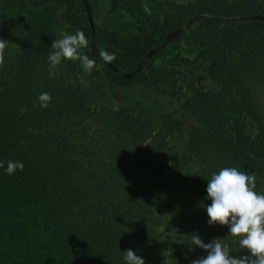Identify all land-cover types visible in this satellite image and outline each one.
<instances>
[{
  "label": "trees",
  "instance_id": "obj_1",
  "mask_svg": "<svg viewBox=\"0 0 264 264\" xmlns=\"http://www.w3.org/2000/svg\"><path fill=\"white\" fill-rule=\"evenodd\" d=\"M30 1L34 11L5 0L0 15V23H22L15 42L0 48V161L25 165L14 175L0 169V264H124L128 249L146 264H190L207 255L190 250L194 233L238 250L227 226L207 224L206 187L220 168L236 167L254 173L255 190L264 192V19L223 16L264 15V0L171 2L152 14L143 0H112L113 11L121 9L139 28L126 40L97 27L93 35L83 0ZM89 2L94 8L97 0ZM50 5L59 22L84 32L89 47L82 52L98 70L86 73L68 60L49 76L47 58L59 37L42 10ZM182 41L208 63L216 87H194L185 99L183 108L199 124L182 159L187 174L166 186L175 135L149 113L109 102L106 72L115 83L143 80L168 94L174 73L155 61ZM91 43L114 54L117 71ZM132 71L130 79L120 75ZM42 92L52 97L49 106L33 107Z\"/></svg>",
  "mask_w": 264,
  "mask_h": 264
},
{
  "label": "rangeland",
  "instance_id": "obj_2",
  "mask_svg": "<svg viewBox=\"0 0 264 264\" xmlns=\"http://www.w3.org/2000/svg\"><path fill=\"white\" fill-rule=\"evenodd\" d=\"M28 5L31 11L30 0H16ZM193 0H143L145 10L152 14L161 5L165 8L171 2L185 4ZM5 0H0V15L4 11ZM52 19L56 34L61 32L75 33V25L64 24L58 21V14L54 13L53 5L43 8ZM93 10L95 25L98 29L116 34L122 39H134L139 28L132 19L123 14L121 9L113 11L112 0H97ZM22 29L18 18L6 23H0V40L5 45L15 42ZM83 51V49H82ZM161 71L174 73L173 85L169 93L163 94L154 86L143 80H131L129 83H115L110 71L106 72L108 84V101L117 108H125L134 113H149L159 126H164L175 136L170 143L168 153V175L166 186H178L179 181L187 174V167L183 164V155L193 129L199 122L195 116L183 108L185 99L193 94V88L211 90L216 84L207 74L208 63L198 60L190 47L184 41L175 42L165 47L164 53L155 61Z\"/></svg>",
  "mask_w": 264,
  "mask_h": 264
},
{
  "label": "clouds",
  "instance_id": "obj_3",
  "mask_svg": "<svg viewBox=\"0 0 264 264\" xmlns=\"http://www.w3.org/2000/svg\"><path fill=\"white\" fill-rule=\"evenodd\" d=\"M5 41L0 40V48ZM89 47V41L83 31L77 29L75 33L61 32L55 38L52 51L47 60L49 76L57 74V68L62 61H79L84 72L98 70L96 61L89 58L82 49ZM107 62L114 58V54L106 51L99 53ZM52 97L42 92L37 97L33 107L47 108ZM24 163L19 160L0 161V169L7 175H14L17 170H23ZM256 176L254 173L240 171L236 167H223L207 179L206 199L211 203L205 206L208 216L207 224L227 226L229 234L236 239L235 246L222 242L221 238L205 243L198 234L191 235V248L203 249L207 255L193 259L190 264H264V192L256 190ZM246 251V254L234 256V251ZM124 264H146L145 259L137 255L132 249L122 251Z\"/></svg>",
  "mask_w": 264,
  "mask_h": 264
},
{
  "label": "water",
  "instance_id": "obj_4",
  "mask_svg": "<svg viewBox=\"0 0 264 264\" xmlns=\"http://www.w3.org/2000/svg\"><path fill=\"white\" fill-rule=\"evenodd\" d=\"M84 4H85V7H86V10H87V15H88V19H89V22H90V25H91V28H92V32H93V35L96 33V25H95V21H94V17H93V10H92V7L90 5V2L89 0H83ZM214 17H222V16H219V15H212ZM224 18L228 19V20H239V19H264V15H260V14H244V15H232V16H223ZM188 26V23L184 26V27H181V28H178V29H175L173 30L172 32H170L168 34V36L166 37L165 39V42L163 43V46L165 45V43L171 39H176L179 34ZM91 50L93 51V53L98 56L104 63H106L107 65H109L113 70L117 71L118 68L117 66L111 62V61H107L105 62L101 56L99 55L100 51L95 47L94 43H91ZM156 50L158 49H154L152 50L149 54H148V57H150ZM141 68V66H139L137 68V70H139ZM135 74V71H132V72H128V73H121L120 72V75L124 78H127V79H130L131 77H133V75Z\"/></svg>",
  "mask_w": 264,
  "mask_h": 264
}]
</instances>
